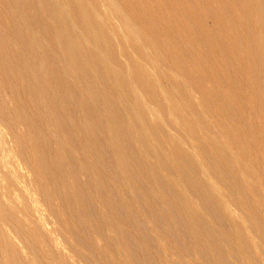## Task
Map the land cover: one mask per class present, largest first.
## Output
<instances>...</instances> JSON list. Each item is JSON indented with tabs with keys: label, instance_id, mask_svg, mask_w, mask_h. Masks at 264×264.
I'll list each match as a JSON object with an SVG mask.
<instances>
[{
	"label": "bare ground",
	"instance_id": "bare-ground-1",
	"mask_svg": "<svg viewBox=\"0 0 264 264\" xmlns=\"http://www.w3.org/2000/svg\"><path fill=\"white\" fill-rule=\"evenodd\" d=\"M16 1L13 12L0 2L10 33H0V264H125L122 255L126 264H197L191 249L206 264H264V198L244 161L255 154L232 124L237 112L223 120L245 88L263 114L246 129L264 136V0L234 1L233 26L250 39L241 73L219 61V28L204 24L200 0L176 9L177 0H151L187 44L202 43L204 79L226 81L229 97L190 73L193 50L170 51L173 32L149 31L132 0ZM226 8L212 10L219 25ZM209 105L219 117H208Z\"/></svg>",
	"mask_w": 264,
	"mask_h": 264
},
{
	"label": "rangeland",
	"instance_id": "rangeland-1",
	"mask_svg": "<svg viewBox=\"0 0 264 264\" xmlns=\"http://www.w3.org/2000/svg\"><path fill=\"white\" fill-rule=\"evenodd\" d=\"M234 1L235 0H208V2H206V0H200L198 2V4H197V8H198L199 12L201 13V18L202 17L204 18V20L202 18V21L204 22V24L207 27L211 28V27L214 26V27H218L219 28L216 32L219 35L220 39H222V40H221L220 44H216V47H215V53L218 56L219 61H221L222 59H225L228 63H229V60L235 61V64H236V66L238 68V71L241 73L243 71L242 67L248 65L249 61L245 57L243 58L242 51H240L241 52L240 53L239 50H243L242 48H244L245 45H247L248 43L250 44V39L244 33L245 29H244V27H243V25L241 23L240 24H235L233 26V19H232L231 15L233 14V11L236 9ZM0 2L3 3L4 4L3 6H5L7 9H9L12 12L14 11L13 8L15 9L16 8V4H17L16 0H0ZM131 2L133 4H135V5H137L136 8L138 10L141 9L140 11H143L145 13L144 14V16H146L145 19L148 21V24H150L149 26L151 27V28H148L149 31H151L153 29V31H158L159 34H161V31H164L166 29H170L171 32H173V34H174L173 36L175 37L174 38V40H175L174 42L176 44L172 45V43H168L166 45L168 48L172 47L170 51H172V50L174 51V50H176V48L178 49L180 47H187L190 50V52H192V50H193V52L191 53V58H189L187 60V64H189L187 66V70L190 73H192L194 75L198 74L201 79L203 77V79H202L203 82L202 83L204 85L209 84L210 86H217V85L220 84L222 92L225 95H227V97H229L233 93V92L231 93V90L225 84L222 83V82H224V83L226 82V81H224L222 79H215V80L210 79L209 81L204 79V72L206 71L205 69L209 66L208 61L203 57V53L204 52L202 50H203L204 47H203L202 43L199 45L198 44L199 41L196 40V39L192 40L189 44H187L186 40H190V39L186 38L183 34L180 33V31L178 30V28L176 26L171 25L167 21L168 19L165 17V15L167 14V16L169 17L170 11L168 12L166 9L161 11L158 8V6L156 7V5L152 3L151 0H132ZM239 2H240V5L242 6L243 5L242 1L239 0ZM132 3H131V5H132ZM182 3H184L183 0L175 1L174 8L176 9L177 6H181L182 7L183 6V5H181ZM172 6H173V4H172ZM205 7L208 8V13L207 14H204V8ZM6 8H5V11L7 12ZM221 8L228 9L229 19L227 18V20H226V18H220V22L222 21V23L220 24L221 26H220L219 24H217V23H219L218 21H217V23L215 22L216 19H215L214 15H212V10H213V12H217L218 9H221ZM208 15H211V16H208ZM152 18H153V20H152ZM185 20L191 24V21L193 19H192L191 15H188V14L186 15V13H185ZM27 29L29 30L30 28L27 27ZM0 33H3L5 35H7L6 38H9L8 35H10V33L6 29L0 27ZM242 35H243V37H242ZM171 36H172V33H171ZM161 39H162L161 41H164V43H167V39H164L163 37ZM44 43H47L46 39H44ZM181 44L182 45L184 44V45L183 46H179ZM176 45L179 46V47H177ZM225 46H226V48H225ZM14 48H18V47L14 46ZM41 48L42 47L38 48L37 51H39ZM223 48L227 49V55H225V56H223L224 53H222V49ZM41 50H43V49H41ZM200 57H202L200 59V61L196 62ZM243 61H245V62H243ZM56 62L58 64L60 61H56ZM189 66H190V68H189ZM173 68H174V66H173ZM173 70H175V69H172V71H170V73H173V75H175V77H173V78L174 79H180L179 76L176 75L175 71H173ZM223 87H225V88L223 89ZM189 92L192 93L193 90L191 88H189ZM238 93H239V98L240 99H236V98L235 99H231V97H229L230 98L229 101H230L232 107L235 110H233L232 112L230 111L227 114L224 113L223 120L225 122L229 123L231 119H236V116L238 114V121H239L238 125L240 124L241 127L236 125L237 123H235V122H232V124L234 126H237V129H238V131L240 133H242V136L244 137L245 142L248 141L245 144L244 151L253 152L255 154L256 160L251 161L250 159L245 158L244 161H245V164L249 165L253 170L256 171L258 176H257L256 180H254V181H257L259 183V185H260V186H258L259 187V192L262 194V196L264 198V195H263L264 194V167H263V162H262V156L264 155V148H263L264 147V138H263L264 136H261V133H260L259 137L257 138L255 135L252 136L251 133L246 129V125H247L246 122H251L253 124L259 125V123L262 120L263 114L261 112V109L258 107L257 102L255 104V98L256 97H253V96L250 97L248 91L245 88H243L242 90H238ZM191 95L195 99V102L197 103V101H198L197 99L198 98H197L196 93L193 92ZM17 97H19L20 99H25V96H24V93L22 92V90L19 91ZM9 98H10V96L8 95L7 105L14 106V103H13L12 99H9ZM232 98H234V97H232ZM9 100H11V101L9 102ZM71 105L72 104L70 103L69 108L71 107ZM237 106H238V108H237ZM215 109L216 108L214 107V105H209V108L207 110L208 117H211L213 115H215L216 117L217 116L219 117V115H217L216 112L214 111ZM210 112H212V114ZM236 112H237V114H236ZM72 113H75V112H72ZM79 118H81V117H79ZM83 120H84V118H82V123H83ZM67 123L66 124L68 126L72 125V121L69 120V119H68ZM82 125H84V124H82ZM228 125H231V123L228 124ZM19 127H20V129H19L20 133L18 132V128ZM19 127H14L13 131L16 134H26L25 132L22 131L23 129L21 128V126H19ZM218 134H221V132L218 131ZM247 145H248V147H247ZM26 149H27V152H26L27 160H28L29 164H32V162L34 160V159L32 160V158L34 156L33 155L34 153H33L32 149H29L27 147H26ZM248 162H250V163H248ZM140 174H142V173H140ZM142 177H143V180L145 182H148L145 179L144 175H142ZM249 180H252V179L250 178ZM149 184H151V183H149ZM262 189H263V192H262ZM139 191H141V195L143 194V198L145 199V201L147 203H150L151 205H153L154 209L157 212L161 213L160 208L157 206V203L153 199L154 195H151V193L145 192L142 189L139 190ZM181 194H183V195H185L187 197L186 200L188 201V205H194V206L202 209L203 213L208 211V209L205 208L202 205V202L200 201L201 199L200 198H199L200 200L197 199V197L195 196L194 193H191L190 191L183 190V191H181ZM175 200L176 199H174V201ZM140 206H141V204H140ZM204 214H206V213H204ZM158 224L161 225L160 221H159ZM177 228L179 229L180 227L177 226V224L175 222H173V231H174L173 232V239H174V236L175 237L177 235L179 236ZM115 244H116V242L114 241L113 246ZM191 257H193V258H191ZM122 259L124 260V262L126 264V261H128L127 256L126 255H122ZM189 259L190 260L193 259L191 261L192 262L195 261V263H197V264L203 263V261H201V259L198 260V258L196 256V253L192 249H191V256L189 255ZM133 260L134 259L130 256L129 257V261H133ZM138 262L140 264L144 263V261H142V259H140V258H139ZM199 262H201V263H199ZM203 264H206L205 261H204Z\"/></svg>",
	"mask_w": 264,
	"mask_h": 264
}]
</instances>
